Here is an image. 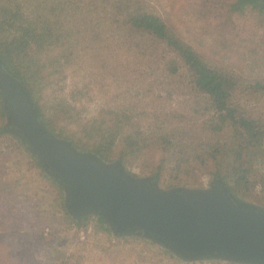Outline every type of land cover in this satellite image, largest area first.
I'll return each mask as SVG.
<instances>
[{
	"label": "rangeland",
	"instance_id": "obj_1",
	"mask_svg": "<svg viewBox=\"0 0 264 264\" xmlns=\"http://www.w3.org/2000/svg\"><path fill=\"white\" fill-rule=\"evenodd\" d=\"M143 1L209 63L236 73L233 102L264 126V89L250 86L264 79V22L257 13L230 14L229 0ZM85 3L0 0V15L4 6L9 15L21 6L23 14L30 15L27 26L37 32H42L43 17L53 20L52 34L57 37L35 38L26 51L14 54V68L26 81L0 52L31 95L33 88L32 97L39 109L42 105L50 130L63 138L59 131L88 140L80 122H103L105 128L115 129L117 114L130 116L119 126L121 135L137 132L147 141L129 153V164L123 162L131 174L155 176L159 171L158 180L166 188L208 187L221 175L238 198L264 206V143L249 144L244 130L230 118L221 120L210 96L195 85L193 72L165 41L135 33V43L125 44L120 28L108 37V18L95 8L85 11ZM73 94L77 101L72 110L54 109ZM1 127L0 264H239L215 258L185 261L141 236L114 235L94 213L76 224L66 208L63 186L8 129L6 113L4 118L0 114ZM238 153L251 183L234 188L222 172L232 171Z\"/></svg>",
	"mask_w": 264,
	"mask_h": 264
},
{
	"label": "water",
	"instance_id": "obj_2",
	"mask_svg": "<svg viewBox=\"0 0 264 264\" xmlns=\"http://www.w3.org/2000/svg\"><path fill=\"white\" fill-rule=\"evenodd\" d=\"M0 96L6 126L61 183L66 208L78 221L98 214L114 235L141 236L185 261L264 264V206L238 198L221 175L208 187L166 188L154 176L131 174L120 159L79 150L50 130L29 87L1 54Z\"/></svg>",
	"mask_w": 264,
	"mask_h": 264
},
{
	"label": "trees",
	"instance_id": "obj_3",
	"mask_svg": "<svg viewBox=\"0 0 264 264\" xmlns=\"http://www.w3.org/2000/svg\"><path fill=\"white\" fill-rule=\"evenodd\" d=\"M94 1L96 2V5L93 7L91 2L85 0L86 3L83 4L82 8H84L85 11H91L95 8L94 12H100L105 18H108L109 21L105 25L106 32L110 33L108 37L116 36L115 33L120 28L119 30H121V34L119 35L122 37V41L125 44L135 43L132 41V39H134L133 34L135 33L149 34L157 39L165 41L171 49L176 51L182 57L185 65L193 72L195 85L210 96L216 112L221 116V120L224 121L228 120L227 118H230L236 126L247 133V142L249 144L251 143L253 146H260L264 143V126L250 115H247V113L243 111L241 105L234 103L232 100L233 92L238 86V81L235 78L236 73L234 71L229 69L226 70L213 63H209L192 46L178 38L170 30L169 25L160 15L147 10V4L145 1ZM227 8L230 11V14L233 15H246L247 11H254L257 13L259 20L264 22V0H229L227 1ZM9 12L10 10L5 6L1 9L0 52L4 55L9 66L23 76L20 70L14 68V54L26 51L35 38L43 39L48 37L49 39H52L57 36L52 34L53 20L50 21L49 18L43 17L42 32L38 31V33L36 29L27 26V20L29 23L30 15L25 16L21 6H18L11 15H9ZM32 14H36V12L32 11ZM95 21H97V19ZM95 50L98 49L96 48ZM23 54L22 56L24 57ZM23 78L25 81L27 80L24 76ZM250 86L263 90L264 79H256L255 82L250 84ZM90 93L91 92L89 91L87 94ZM32 95L35 97L33 88ZM36 101L38 102V100ZM75 101H77V97H75L74 94L72 95V98L64 97L59 102L60 104H55L54 109L57 112H69V110H72V103ZM40 107L46 124L52 127L51 123H49L45 117L41 104ZM0 114L3 118L5 117V111L1 99ZM69 116H71V114H69ZM129 118L130 116L127 117V115L117 114L116 118L113 120L117 126L115 129L105 128L102 124L103 122L94 121L92 124L89 122H80L81 130L89 137L88 140H83L80 135L76 136L74 134L73 136L64 134L62 131L59 132L62 133V135H65V138L71 139L76 147L96 153L105 161L120 159L122 162L129 164V153L142 148L147 142L146 139L142 138L137 132L121 135L119 126L130 121ZM3 133L4 130L1 127L0 134ZM118 144L120 145L119 149H117L119 146ZM237 155L238 160H236V166L232 171L226 169V172H222L234 188H239L241 183L245 185L251 183L249 169L244 166L243 161H240L242 158L241 154L238 153ZM159 176L160 172L156 171L154 177L157 179ZM73 220L78 225L83 223V221H78L77 219ZM99 222L104 225V220L102 218L99 219ZM105 231L111 236L109 228L105 227ZM146 244L154 247L152 243L146 242ZM155 249L162 255H168V251L166 250L159 248Z\"/></svg>",
	"mask_w": 264,
	"mask_h": 264
}]
</instances>
